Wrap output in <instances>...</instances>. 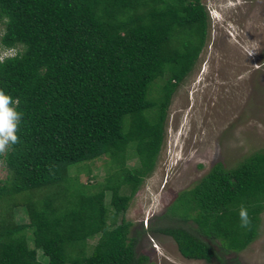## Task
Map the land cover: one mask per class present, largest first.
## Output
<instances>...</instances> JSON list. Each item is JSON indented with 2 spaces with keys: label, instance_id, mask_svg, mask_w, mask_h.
<instances>
[{
  "label": "trees",
  "instance_id": "1",
  "mask_svg": "<svg viewBox=\"0 0 264 264\" xmlns=\"http://www.w3.org/2000/svg\"><path fill=\"white\" fill-rule=\"evenodd\" d=\"M208 17L201 0H0L1 46L21 47L0 59V91L21 113L18 142L0 156L8 170L0 200L32 191L27 223L0 216V264L146 263L130 221L107 222L104 196L117 216L154 170L171 96L198 59ZM102 155L115 171L95 192L77 188L70 166ZM168 209L195 225L159 228L183 257L220 259L214 245L243 250L264 211V149L229 168L213 164Z\"/></svg>",
  "mask_w": 264,
  "mask_h": 264
},
{
  "label": "rangeland",
  "instance_id": "2",
  "mask_svg": "<svg viewBox=\"0 0 264 264\" xmlns=\"http://www.w3.org/2000/svg\"><path fill=\"white\" fill-rule=\"evenodd\" d=\"M201 2L209 14L205 44L193 69L171 96L154 170L117 216L111 212V193L106 191L107 222L130 221L128 236L135 241L136 253L147 257L145 264H264V211L252 242L239 252H224L214 245L220 259L210 261L183 257L173 238L159 230L166 226L192 230V221L169 212L178 193L191 188L213 164L220 162L229 168L264 149V0ZM3 31L0 22V36ZM20 49L4 48L0 43V59ZM135 163L129 158L126 165ZM114 171V164L102 155L73 164L69 176L77 188L82 183L87 192H95L100 189L98 183H105ZM7 175L0 163V181ZM50 189L60 191L62 185ZM41 190L46 189L33 190L34 196L41 195ZM31 192L17 194L13 202L0 200V216L9 212L14 224L27 223L23 199ZM25 232L30 233L29 229ZM95 241L89 239L90 244ZM37 253L38 259L47 260L40 250Z\"/></svg>",
  "mask_w": 264,
  "mask_h": 264
},
{
  "label": "clouds",
  "instance_id": "3",
  "mask_svg": "<svg viewBox=\"0 0 264 264\" xmlns=\"http://www.w3.org/2000/svg\"><path fill=\"white\" fill-rule=\"evenodd\" d=\"M18 104V100L13 101L10 95H6L4 91H0V156L5 155L11 145L18 142L16 133L21 117V113L15 107ZM239 218L242 228H247L250 225V218L246 208H240Z\"/></svg>",
  "mask_w": 264,
  "mask_h": 264
}]
</instances>
